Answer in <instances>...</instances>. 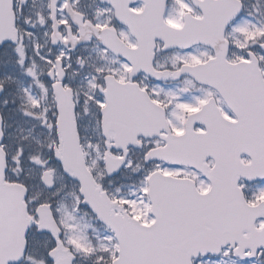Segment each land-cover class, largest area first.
<instances>
[{
    "label": "snow or ice",
    "instance_id": "1",
    "mask_svg": "<svg viewBox=\"0 0 264 264\" xmlns=\"http://www.w3.org/2000/svg\"><path fill=\"white\" fill-rule=\"evenodd\" d=\"M0 264H264V0H0Z\"/></svg>",
    "mask_w": 264,
    "mask_h": 264
}]
</instances>
